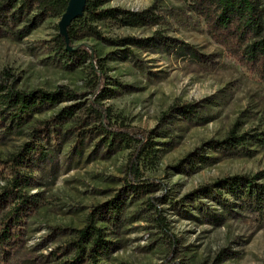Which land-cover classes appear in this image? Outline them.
I'll use <instances>...</instances> for the list:
<instances>
[{
  "label": "rangeland",
  "instance_id": "obj_1",
  "mask_svg": "<svg viewBox=\"0 0 264 264\" xmlns=\"http://www.w3.org/2000/svg\"><path fill=\"white\" fill-rule=\"evenodd\" d=\"M105 8L148 11L147 22L139 27H124L114 19L93 24L107 40L126 39V45L84 30L75 47L87 53L93 49L104 64L108 79L98 75L96 80L101 79L105 106L129 128L150 133L157 157L141 160L140 182L151 192L139 201L128 193L134 148L108 157L99 142L102 135L84 143L82 157L71 156L73 144L64 139L68 132L58 127L52 145L43 141L51 155L41 160L29 189L41 204L24 227L21 257L34 264H57L56 254L71 238L58 230L83 228L90 214L118 199L128 202L127 218L120 229L109 227L112 252L102 264H264V208L261 212L256 200L226 191L222 202L202 191L235 176L264 185V141L255 143L248 135L238 151L226 142L232 132L262 134L264 139L263 80L209 36L204 20L185 0H112ZM60 21L48 18L22 41L0 31V72L9 68L19 89L68 88L77 94L37 114L22 129L1 125L0 161L31 142L42 121L67 106H79L82 113L95 99L89 62L70 65L59 49ZM186 103L194 112L172 110ZM95 126L92 122L88 129L95 131ZM3 176L0 172V188ZM151 198L161 199L156 203L173 239L157 226Z\"/></svg>",
  "mask_w": 264,
  "mask_h": 264
},
{
  "label": "trees",
  "instance_id": "obj_2",
  "mask_svg": "<svg viewBox=\"0 0 264 264\" xmlns=\"http://www.w3.org/2000/svg\"><path fill=\"white\" fill-rule=\"evenodd\" d=\"M70 0H0V31L16 41H22L36 31L48 18H61L66 12ZM112 0H87L84 14L75 19L68 28L70 46H75L84 30L92 32L98 39L114 45H126V39L107 40L93 26L107 19H114L126 27H139L147 22L148 11L126 12L116 8H105ZM195 14L199 15L207 26L209 36L220 45L228 55L235 58L250 72L258 75L264 82V0H185ZM59 49L70 65L77 61L82 66L89 62L88 67L95 75L93 82L96 87L92 91L95 99L79 112V106L64 107L52 120L42 121L34 129L32 140L24 144L17 153L5 161H0V172L4 173L5 184L0 188V264H34L35 261L22 258L24 248V227L40 208L41 200L38 194H31L29 189L35 181V172L39 170L42 159L51 155L44 142L51 144V138L58 136L59 130L66 128L68 132L64 139L71 142L74 154L82 157V146L87 140L100 136L101 147L109 157L112 153L135 149L128 168V193L134 200H142L150 188L140 182L141 160L155 159L154 141L148 132H136L126 126L125 120H120L111 108L102 102L105 94L102 91L101 79L107 78L105 66L98 59L96 52H81L80 47L69 50L64 36L58 33ZM128 40V39H127ZM138 45H145L146 40L130 38ZM83 65V66H84ZM78 66V65H77ZM101 66L100 71L97 70ZM18 77L6 68L0 72V126L6 130L12 127L22 129L37 114H43L57 108L61 103L76 99L74 91L64 88L56 91L31 90L17 87ZM178 111L192 113V104H182L173 107ZM96 123L93 129H88L90 123ZM20 131V130H19ZM227 139V145L234 151L243 149L250 139L255 143L263 142L262 134H245L237 136L235 132ZM73 140V141H72ZM264 143V142H263ZM98 146V145H97ZM137 146V147H136ZM54 150V149H53ZM126 173V172H125ZM216 192H214V190ZM217 189L220 191H217ZM204 193L214 194L219 202L224 200L223 191L237 198L256 200L261 212L264 208V185L258 184L255 178L235 176L219 181L216 185L202 189ZM126 193V185H125ZM132 199V200H133ZM151 198L150 206L156 210L157 226L162 232L173 239L169 233L165 218L156 201ZM126 200L113 199L105 204L104 209H97L90 214L87 224L81 229L56 230L58 235L68 234L71 238L56 254L57 264H102L112 252V242L109 237V227L120 229L126 222ZM99 223L104 224L100 226ZM65 231H69L65 232ZM172 244L175 241L171 242Z\"/></svg>",
  "mask_w": 264,
  "mask_h": 264
},
{
  "label": "water",
  "instance_id": "obj_3",
  "mask_svg": "<svg viewBox=\"0 0 264 264\" xmlns=\"http://www.w3.org/2000/svg\"><path fill=\"white\" fill-rule=\"evenodd\" d=\"M87 5V0H70L66 12L61 17L59 23L60 33L64 36L69 50L77 49L75 46H70L68 38V28L72 22L84 14Z\"/></svg>",
  "mask_w": 264,
  "mask_h": 264
}]
</instances>
